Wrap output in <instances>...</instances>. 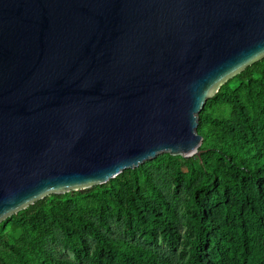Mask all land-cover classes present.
Segmentation results:
<instances>
[{"label":"water","instance_id":"water-1","mask_svg":"<svg viewBox=\"0 0 264 264\" xmlns=\"http://www.w3.org/2000/svg\"><path fill=\"white\" fill-rule=\"evenodd\" d=\"M264 59V0H0V223L164 153Z\"/></svg>","mask_w":264,"mask_h":264},{"label":"trees","instance_id":"trees-1","mask_svg":"<svg viewBox=\"0 0 264 264\" xmlns=\"http://www.w3.org/2000/svg\"><path fill=\"white\" fill-rule=\"evenodd\" d=\"M259 63L246 67L228 80L207 101L198 116L197 133L202 137L200 155L189 159L174 158L178 173L180 163L176 160H184L188 165L189 184L192 185L187 202L191 217L185 221L192 237L185 261L177 264H264V120L258 132L263 140L261 146L253 142L255 122L252 118L245 120L243 131L234 135L220 133L217 141L212 137L213 131L205 127L213 100L235 79L250 80L259 69ZM261 72L264 74L263 69ZM247 87L250 89L249 85ZM261 103L264 107V94ZM194 163L198 164L201 177L195 173ZM139 173L140 169L127 170L106 184L83 192L49 195L35 202L0 223V248H4V232L9 224L15 228L23 218L36 217L46 209L47 212L55 211L50 213L53 222L81 262L98 264L82 249L79 229L86 227L97 241V252L109 258L104 264H175L167 251L102 235L95 221L86 219L77 213L78 209L69 206L70 202L80 199L93 212L122 218L129 230L142 228L149 242H155L159 232L170 239L176 232L177 211L148 181L139 183ZM115 183L121 186L119 190ZM10 219L14 222L10 223ZM103 226L108 227L104 222ZM16 260L18 264H57L51 257L33 255L27 250L18 254ZM0 264L6 263L0 258Z\"/></svg>","mask_w":264,"mask_h":264},{"label":"rangeland","instance_id":"rangeland-1","mask_svg":"<svg viewBox=\"0 0 264 264\" xmlns=\"http://www.w3.org/2000/svg\"><path fill=\"white\" fill-rule=\"evenodd\" d=\"M258 62H260L259 69L252 74L250 80L235 79L221 95L213 100L212 106L208 108L205 127L213 131L212 137L215 141L219 140L220 133L234 135L236 132L243 131L245 120L252 118L255 122L253 142L259 146L263 144L262 137L258 132L264 120V107L261 103L264 94V74L261 69L264 70V61L261 59ZM248 85L250 89H248ZM212 97L207 99L206 103ZM206 103L203 109L206 107ZM174 158L162 153L154 160L146 161L137 168L140 169L139 183L146 184L148 181L161 193L163 200L177 211L178 224L176 232L170 239L164 238L159 232L155 242H149L142 228L134 227L129 230L122 218L114 214L93 212L86 208L84 201L80 199L70 202L69 206L71 209H78L77 213L82 214L86 219L95 221L102 235L167 251L172 255L175 264L183 262L187 257L189 239L192 237L190 228L185 225L186 219L191 217V213L187 209V202L192 185L189 184L188 165L184 160H176L180 163L178 173ZM193 166L195 173L201 177L198 172V164L194 163ZM115 186L118 190L121 188L119 184L115 183ZM210 209L212 211L213 208L210 207ZM52 212L55 213L54 210ZM52 212L43 209L36 217L23 218L17 222L15 228H11V224L7 226L4 232L5 245L4 248H0V258L4 263L18 264L17 255L27 250L33 255L51 257L57 264H87L86 260L81 262L77 259L69 249L63 232L53 222V216L50 214ZM59 218L63 221L61 217ZM12 222L14 220L10 219V223ZM103 222L107 224V228L103 226ZM79 231L83 241L82 249L88 258L95 263L104 264L105 260L109 258L97 252V241L91 231L86 227L80 228Z\"/></svg>","mask_w":264,"mask_h":264}]
</instances>
